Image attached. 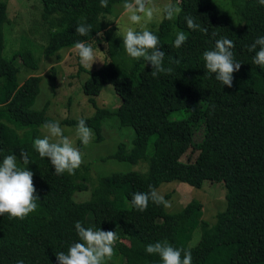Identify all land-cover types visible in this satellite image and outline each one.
<instances>
[{
  "label": "trees",
  "instance_id": "1",
  "mask_svg": "<svg viewBox=\"0 0 264 264\" xmlns=\"http://www.w3.org/2000/svg\"><path fill=\"white\" fill-rule=\"evenodd\" d=\"M116 1L120 0H108V7L103 8L100 0H40L44 54L54 55L77 41L104 45V60L81 84L95 110L85 117L95 140H100L102 121L114 117L119 127H131L135 135L131 145L117 143L108 157L148 163L145 172L115 171L100 176L90 198L77 202L73 196L86 190L89 167L82 164L73 175H56L50 161L36 152L33 141L39 138L38 127L54 120L46 115L47 103L41 110L33 109L41 76L30 75L22 84L17 81L15 59L36 70L33 51H14L8 59L2 55L7 13L6 1L0 0V162L14 154L20 163V151L27 152L30 164L21 166L33 172L39 197L37 210L23 220L0 216V264L20 260L58 264L55 254L66 253L78 242L77 221L116 232L115 252L120 261L108 264H162L158 255L148 254L145 248L164 240L173 247L190 249L192 264H264V68L253 63L259 46L248 50L264 36V6L258 0H229L228 6L220 3L232 8L234 21L230 10L213 0H174L180 14L150 28L165 52L164 67L172 71L153 78L151 65L128 56L113 21L104 17ZM189 15L208 29L207 35L187 28L185 17ZM80 23L92 25L87 36L75 32ZM180 31L188 39L177 49L172 45ZM220 38L234 42V59L241 63L233 73L231 88L204 66L203 52L214 50ZM104 84H110L120 99L114 109L96 104ZM180 110L186 116L172 119L171 114ZM79 119L65 118L59 123L76 127ZM199 122L204 124V133L195 144ZM188 151L196 152L192 161L180 162ZM189 165L196 166L204 180L225 184L227 206L216 214L215 223L202 218L203 205L194 199L176 212H167L151 201L144 212L131 206L132 194L147 192L149 185L158 190L165 181L187 179L183 167ZM197 229L199 238L189 245Z\"/></svg>",
  "mask_w": 264,
  "mask_h": 264
},
{
  "label": "clouds",
  "instance_id": "2",
  "mask_svg": "<svg viewBox=\"0 0 264 264\" xmlns=\"http://www.w3.org/2000/svg\"><path fill=\"white\" fill-rule=\"evenodd\" d=\"M258 3L264 6V0H258ZM100 4L101 7L107 8L108 0H100ZM123 9V16L127 17L130 26L120 30V35L128 56L133 59L143 58L150 64L152 68L150 74L153 78L160 73H171V68L164 67L165 52L160 48L159 37L147 25L157 18L174 20L180 14L181 8L171 0L163 6H157L154 0H125ZM185 21L188 29L208 34V29L196 23L192 16H186ZM91 29V24L80 23L76 26L75 32L80 36H87ZM187 39L183 31L177 32L172 46L179 49ZM257 46L259 50L255 52L253 63L264 68V36L258 37L248 50L254 51ZM234 47L232 40L220 38L215 41L214 50L203 52L207 71L214 73L215 79L229 88L233 86V73L238 72L241 67V63L234 59L232 51ZM74 51L79 57V64L85 69L91 70L93 64L99 60L97 51L84 41L75 42ZM176 62L179 63V60ZM43 128L47 130V135L33 141L36 152L41 158L50 161L56 175L75 174V170L83 163V154L79 148L64 135L58 121L46 122ZM76 135L85 146L92 141L94 133L87 126L85 118L78 120ZM19 162L14 154L5 156L0 162V216L7 214L10 218L23 220L37 210L39 197L35 194L33 172L28 167L21 166L30 164L29 155L24 150L20 151ZM150 201L156 205L170 207V202L152 185H149L147 192L133 193L130 203L136 210L144 212ZM75 230L78 242L71 244L66 253L60 251L55 254L58 264H108V261L112 260L118 240L115 231L85 227L80 221L75 222ZM145 251L158 255L162 264H192L190 249L173 247L167 240L148 244ZM17 264L24 262L20 260Z\"/></svg>",
  "mask_w": 264,
  "mask_h": 264
},
{
  "label": "rangeland",
  "instance_id": "3",
  "mask_svg": "<svg viewBox=\"0 0 264 264\" xmlns=\"http://www.w3.org/2000/svg\"><path fill=\"white\" fill-rule=\"evenodd\" d=\"M6 1L7 20L4 24L5 44L3 57L10 58L12 52L18 50L31 49L37 59V69L22 65L18 57L15 59L18 67L17 81L19 84L30 75L41 76L40 90L36 98L33 109L41 110L47 103L46 115L54 121L60 119H79L91 117L94 108L87 101L81 90L82 82L94 71L105 58L104 45L90 44L98 53V59L91 70L85 69L79 64V57L74 51V47L63 48L56 54L48 56L43 53L46 45L43 33L45 24L41 20L42 5L40 0H4ZM226 11L232 13V20L236 21L229 0H213ZM229 1V2H228ZM125 0L116 1L112 4L110 12L104 17L113 21L115 33L119 36L120 30L130 26L126 16H123V4ZM169 0H154L157 6H163ZM174 3V0H171ZM229 9V10H228ZM231 18V17H230ZM161 19L157 18L147 25L150 29L156 28ZM139 27V26H136ZM84 70V71H83ZM96 104L99 108L114 109L120 104V99L114 94L110 84H104L100 89V94L96 97ZM197 106V105H196ZM198 109V106L196 107ZM186 116L184 111H175L171 114L172 119H182ZM199 126L194 130V142L198 144L202 140L204 124L199 122ZM65 136L69 137L75 147L79 148L83 154V163L88 165V175L85 177L86 190L76 192L73 199L77 202L86 201L90 198L91 192L98 183L100 176L110 172H128L133 170L147 171L148 163L140 160L137 163L119 161L108 157L115 151L117 143L124 142L132 144L135 132L131 127H119L114 117L104 119L101 123L100 140L96 141L93 136L92 141L87 145L81 142L78 144L76 127L61 125ZM39 138L47 135V130L43 125L38 127ZM79 145V146H78ZM150 152H152L150 147ZM196 152L188 151L180 159V162L189 163ZM83 168V167H82ZM187 179L174 178L163 182L158 191L164 197L169 195L167 201L170 207H166L167 212H176L183 208L192 199L198 200L202 205V218L210 224L215 223L216 214L227 206L226 187L222 181H208L200 174V170L195 166L183 167ZM200 235V231L195 230L189 245H194ZM116 245V244H115ZM112 261L119 262L120 257L116 252Z\"/></svg>",
  "mask_w": 264,
  "mask_h": 264
}]
</instances>
